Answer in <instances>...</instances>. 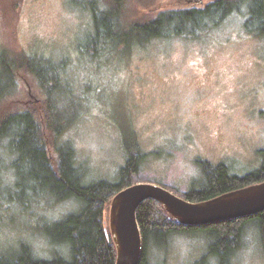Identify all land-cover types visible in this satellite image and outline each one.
<instances>
[{"label": "rangeland", "instance_id": "rangeland-1", "mask_svg": "<svg viewBox=\"0 0 264 264\" xmlns=\"http://www.w3.org/2000/svg\"><path fill=\"white\" fill-rule=\"evenodd\" d=\"M87 1L0 2V52L8 49L68 64L75 94L70 109L78 120L65 137L86 181H117L127 158L125 140L135 142L144 154L128 182L155 184L182 198L201 180L198 160L223 165L238 176L264 166V40L243 29L242 15H232L197 40L153 41L127 55L107 52L94 60L79 49L90 32L89 13L82 8ZM97 1L106 6L111 0ZM211 1L131 4L135 14L154 17ZM11 99L3 102L0 113L33 107L43 94L19 72ZM8 165L0 159V254H10L25 242L37 257L49 258L51 248L35 228L40 219H59L73 207L65 202L31 216L9 204L2 193L10 184ZM104 223L108 226V210ZM204 244L201 233L175 235L163 251H149L148 260L195 264ZM232 264H264L261 244L250 229Z\"/></svg>", "mask_w": 264, "mask_h": 264}, {"label": "trees", "instance_id": "trees-1", "mask_svg": "<svg viewBox=\"0 0 264 264\" xmlns=\"http://www.w3.org/2000/svg\"><path fill=\"white\" fill-rule=\"evenodd\" d=\"M82 6L89 13L90 32L79 49L94 60H102L101 54L107 52L127 55L153 41L197 40L235 14L245 18L244 30L264 40V0H212L200 8L169 10L154 17L135 14L131 0H111L106 6L88 0ZM19 72L36 83L43 99L28 109L0 113V159L9 161L11 173L2 193L9 204L31 216L65 202L73 209L56 220L40 219L35 228L51 248L49 258L37 257L28 243L21 242L12 253L0 254V264H114L116 251L105 233L104 216L107 210L109 216L112 198L131 185L127 178L138 172L144 154L135 142L125 140L127 158L117 181H86L72 142L65 137L78 120L70 109L75 94L67 62L8 49L0 52V107L16 96ZM196 164L202 171L201 180L184 196L191 203L264 182V166L238 176L223 165L202 160ZM136 220L142 237L138 264H151L148 252L163 251L173 236L194 233H201L205 241L204 253L195 264H232L247 229L258 237L264 255V212L189 228L149 200L138 207Z\"/></svg>", "mask_w": 264, "mask_h": 264}, {"label": "water", "instance_id": "water-1", "mask_svg": "<svg viewBox=\"0 0 264 264\" xmlns=\"http://www.w3.org/2000/svg\"><path fill=\"white\" fill-rule=\"evenodd\" d=\"M155 201L178 224L194 228L229 220H239L264 212V182L191 203L174 192L155 184L139 182L119 191L111 200L107 237L114 244V264H138L142 237L136 211L145 201Z\"/></svg>", "mask_w": 264, "mask_h": 264}]
</instances>
